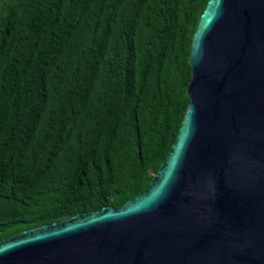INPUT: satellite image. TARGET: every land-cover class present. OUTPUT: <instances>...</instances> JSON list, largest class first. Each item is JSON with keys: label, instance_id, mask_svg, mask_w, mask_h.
<instances>
[{"label": "trees", "instance_id": "1", "mask_svg": "<svg viewBox=\"0 0 264 264\" xmlns=\"http://www.w3.org/2000/svg\"><path fill=\"white\" fill-rule=\"evenodd\" d=\"M209 1L0 0V240L150 186Z\"/></svg>", "mask_w": 264, "mask_h": 264}, {"label": "water", "instance_id": "2", "mask_svg": "<svg viewBox=\"0 0 264 264\" xmlns=\"http://www.w3.org/2000/svg\"><path fill=\"white\" fill-rule=\"evenodd\" d=\"M191 98L150 186L0 240V264H264V0H210Z\"/></svg>", "mask_w": 264, "mask_h": 264}]
</instances>
